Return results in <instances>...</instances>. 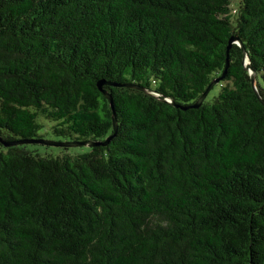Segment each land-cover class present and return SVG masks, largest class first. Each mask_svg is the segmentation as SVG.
Returning a JSON list of instances; mask_svg holds the SVG:
<instances>
[{
    "label": "trees",
    "instance_id": "trees-1",
    "mask_svg": "<svg viewBox=\"0 0 264 264\" xmlns=\"http://www.w3.org/2000/svg\"><path fill=\"white\" fill-rule=\"evenodd\" d=\"M232 36L264 101V0H0L2 139L103 142V91L117 122L73 156L0 144V264H264V106L236 44L220 78ZM217 78L198 108L129 86L187 107Z\"/></svg>",
    "mask_w": 264,
    "mask_h": 264
},
{
    "label": "water",
    "instance_id": "water-1",
    "mask_svg": "<svg viewBox=\"0 0 264 264\" xmlns=\"http://www.w3.org/2000/svg\"><path fill=\"white\" fill-rule=\"evenodd\" d=\"M232 44H236L237 46H239L241 48L242 53H243V62L242 63L244 65V69L249 72V74H250V81H251L252 87L254 89V92H255V94H256L259 102L264 106V101L259 96V93H258V91L256 89V86H255V71L251 68L250 62H249V60L247 58V55H246V52H245V49H244L241 41L236 36H232L228 40V45H227V50H226V64H225L224 71H223V73H222V75H221L220 78H222V77L225 76L226 70L228 68V65H229L228 52H229V49L231 48ZM220 78L214 79L208 85V87L205 89V91L199 96V98L194 103H192L191 105H189L187 107L179 106V105L173 103L170 99L165 98V97L164 98L159 97L158 95L154 94L150 90L141 88L139 86H133V85H129V86L130 87H135L137 89H140V90H142L144 93H146L148 95L157 97L162 102L170 103V105L173 106V107H177V108H181V109H187V108H198L203 103V101L205 100V98L207 97V95L210 92L211 88L215 84H217L219 82V79ZM102 85H103L102 82H98L97 83V87H98L99 90H101V86ZM103 94L110 101V105H111V109H112V122H113V134L110 135L109 137H107L103 142H97V141L96 142H93L91 140H87V141H82V142L67 141V142L57 143V142L49 141V140H46V139H43V138H40V139H31V140H17V141L9 142V141L3 140L2 137L0 136V144H2L5 147L14 146V145H22V144H41V145H45V146L59 147V148H71V147H79V146L95 147V146H99V145L106 146L110 142V140L116 135V132H117V122H116V118H115V112L113 110L112 98L105 91H103Z\"/></svg>",
    "mask_w": 264,
    "mask_h": 264
},
{
    "label": "rangeland",
    "instance_id": "rangeland-1",
    "mask_svg": "<svg viewBox=\"0 0 264 264\" xmlns=\"http://www.w3.org/2000/svg\"><path fill=\"white\" fill-rule=\"evenodd\" d=\"M219 92V88L218 87H214L213 89H211V91L208 93L207 97L205 98L206 101H210L212 100L213 97H215ZM50 124H46L44 123V128L46 131L49 130ZM44 139L49 140V141H53V142H57V143H62V142H67L70 141V137H62V136H56V135H45ZM29 150H34L36 152H38L41 155H52V156H58L61 154H68V155H77L79 153H83L88 151L87 147L84 146H80V147H71L68 148L66 150H63L62 148H58V147H44L41 145H29L27 147Z\"/></svg>",
    "mask_w": 264,
    "mask_h": 264
}]
</instances>
